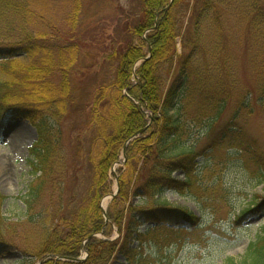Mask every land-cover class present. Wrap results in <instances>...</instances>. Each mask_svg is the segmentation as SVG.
I'll return each instance as SVG.
<instances>
[{
	"label": "trees",
	"instance_id": "16d2710c",
	"mask_svg": "<svg viewBox=\"0 0 264 264\" xmlns=\"http://www.w3.org/2000/svg\"><path fill=\"white\" fill-rule=\"evenodd\" d=\"M45 1L0 0V124L24 119L38 133L29 161L36 179L20 198L27 229L19 233L11 225L5 233L0 216V256L17 251V264H114L119 256L125 264H151L142 250L159 232L200 228L192 212L172 208L165 199L168 191L185 193L197 159L205 154L184 145L187 129L209 123L210 151L227 147L251 154V145L255 148L242 123L255 106L264 109V0H136L139 15L124 23V43L111 53L117 59L114 78L96 88L84 106L72 80L81 54L75 32L84 0H69L64 34L38 7ZM229 47L234 57L226 60ZM241 55L247 87L237 69ZM84 111L82 127L94 132L87 155L90 185L85 194H73L77 203L70 211L63 183L51 189L66 170L63 123ZM228 112L227 123L215 131ZM141 131L117 170L119 194L106 219L101 202L114 193L112 169ZM253 161L262 163L256 156ZM177 172L183 181L172 177ZM4 199L0 196V207ZM150 199L154 206H148ZM260 229L244 259L229 264H264V226ZM115 230L119 238L111 241ZM83 251L87 259L76 262Z\"/></svg>",
	"mask_w": 264,
	"mask_h": 264
},
{
	"label": "rangeland",
	"instance_id": "374dc122",
	"mask_svg": "<svg viewBox=\"0 0 264 264\" xmlns=\"http://www.w3.org/2000/svg\"><path fill=\"white\" fill-rule=\"evenodd\" d=\"M45 3L48 6L44 9ZM38 7L60 32L64 34L69 31L65 21L71 8L69 0H48ZM138 13L136 0H84L81 24L75 32L81 41V54L72 75L73 87L81 105L91 100L96 88L114 78L117 59H112L111 53L120 43H124V23ZM226 22V27H231L229 18ZM119 24L122 26L120 32ZM229 50L228 56L225 54L226 60L227 57H234L232 47ZM244 59L245 56L241 55L237 69L241 71L242 82L247 87L250 82ZM234 69L231 67V70ZM227 115L229 112L218 120L219 123H215V131L227 123ZM86 117L87 112L84 111L63 123L66 170L63 178L57 180L51 189L57 191V185L60 181L63 183V202L70 211L77 203L72 199L73 194H85L90 185L91 170L87 155L94 132L82 127ZM3 124L0 128V196L5 199L0 207V216L7 224L3 230L5 233L11 225L20 233L27 229L21 223L26 217V208L20 198L27 194L30 184L36 179L29 166V150L37 141L38 134L32 124L24 119ZM242 126L248 143L255 146L251 145V154L227 147L210 151L209 135L212 132H207L209 123L187 129L182 138L184 145L205 154L197 159L192 185L186 187L185 193L167 192L165 198L170 206L193 212L200 218L201 225L198 229H183L179 234H174V229L159 232L154 243L144 246L142 250L149 263L229 264V259L234 262L244 259L250 243L264 226V205L258 209L264 203V109L255 106L253 115L247 116ZM77 128L78 131H75ZM253 156L259 157L262 163L257 165ZM121 167L122 164L116 165L115 171ZM172 176L184 180L179 173ZM112 181L115 189V176ZM47 201L46 198L42 205ZM109 201L106 199L103 202L105 207ZM133 202L138 203L139 200L134 199ZM152 202L150 199L148 206H154ZM250 210L255 212L243 215ZM147 229L148 226H144L141 231ZM165 236L170 237L168 241H165ZM116 238L118 232L115 230L112 239ZM133 245L138 247L137 242ZM18 260L20 253L17 251L0 256V264H17ZM114 264H125L124 257L119 256Z\"/></svg>",
	"mask_w": 264,
	"mask_h": 264
},
{
	"label": "bare ground",
	"instance_id": "6f19581e",
	"mask_svg": "<svg viewBox=\"0 0 264 264\" xmlns=\"http://www.w3.org/2000/svg\"><path fill=\"white\" fill-rule=\"evenodd\" d=\"M179 48H180V51H179ZM178 51H179V53L181 52V45H180V42H179V44H178ZM150 58H151V54H149V56H148L145 60L139 61V62L136 64L135 68H134V72H136V70L142 65V63H143L144 61H147V60H149ZM134 81H135V80H134ZM145 113H146V115H147L148 117L152 116V113H151L150 111H148V110H145ZM134 199H138V200H139V197H134ZM134 199H133V200H134Z\"/></svg>",
	"mask_w": 264,
	"mask_h": 264
},
{
	"label": "water",
	"instance_id": "95a60500",
	"mask_svg": "<svg viewBox=\"0 0 264 264\" xmlns=\"http://www.w3.org/2000/svg\"><path fill=\"white\" fill-rule=\"evenodd\" d=\"M140 133H141V132L137 133V134L134 136V138L137 137ZM125 151H126V150H125ZM125 151H124V152H125ZM125 153H126V152H125Z\"/></svg>",
	"mask_w": 264,
	"mask_h": 264
}]
</instances>
